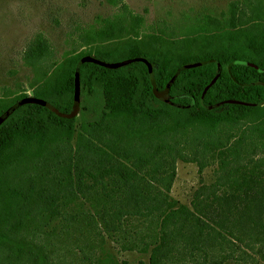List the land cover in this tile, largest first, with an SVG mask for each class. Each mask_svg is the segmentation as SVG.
<instances>
[{
  "label": "trees",
  "instance_id": "obj_1",
  "mask_svg": "<svg viewBox=\"0 0 264 264\" xmlns=\"http://www.w3.org/2000/svg\"><path fill=\"white\" fill-rule=\"evenodd\" d=\"M109 1L119 12L77 28V43L61 60L36 34L23 55L32 95L69 112L76 64L86 54L106 61L145 57L157 88L143 61L116 68L84 62L81 92L102 87L98 118L77 127L76 116L26 103L2 122L0 264H124L104 251L108 238L122 250L150 251L149 264L230 258L264 264L242 245L260 244L264 259V156L229 165L248 152L241 151L245 137L235 146L221 139L206 145L219 161L217 180L197 190L192 207L171 195L176 161L189 160L185 148L199 136L246 125L252 146H264L263 7L248 0V15L233 1L228 18L207 15L187 35L167 37L142 32L144 16L125 0ZM204 60L210 61L180 71L168 101L158 96L177 68ZM218 62L220 75L201 100ZM27 95L21 84L5 88L0 114ZM228 99L240 102L209 107Z\"/></svg>",
  "mask_w": 264,
  "mask_h": 264
},
{
  "label": "rangeland",
  "instance_id": "obj_2",
  "mask_svg": "<svg viewBox=\"0 0 264 264\" xmlns=\"http://www.w3.org/2000/svg\"><path fill=\"white\" fill-rule=\"evenodd\" d=\"M131 9L144 16L141 31L157 32L167 37H181L202 22L204 17L215 16L226 19L230 15V4L237 0H125ZM249 15L248 0H238ZM260 3L264 9V0H251ZM119 12V7L109 0H0V94L5 88H16L18 84L29 95L28 78L32 75L30 67L23 61L24 51L36 34L42 32L50 41L54 59L61 60L66 50L75 43L77 28L98 25L100 18L112 17ZM75 33V35H74ZM104 106L102 87L97 86L93 95L81 92L79 113L76 124L82 120H94L99 117ZM246 125L232 127L222 125L210 135H201L185 148L189 160L178 158L176 177L171 195L180 203L192 207L194 194L202 185L214 184L217 180L219 161L206 145L221 139L228 146H235L245 137L241 144L243 157L239 162L229 165L245 164L251 157L264 156L263 145L253 147L255 135ZM251 135V136H250ZM230 136L227 141L226 138ZM75 141V140H74ZM73 141V142H74ZM210 143V144H209ZM244 250L251 252L260 263L264 259L258 254L256 244L253 249L245 243ZM104 251L111 252L124 264H149L150 251L122 250L120 246L107 239ZM200 258V256H198ZM213 259L208 264H213ZM194 264V263H191ZM217 264H254L249 260L226 259Z\"/></svg>",
  "mask_w": 264,
  "mask_h": 264
},
{
  "label": "water",
  "instance_id": "obj_3",
  "mask_svg": "<svg viewBox=\"0 0 264 264\" xmlns=\"http://www.w3.org/2000/svg\"><path fill=\"white\" fill-rule=\"evenodd\" d=\"M137 60L143 61V62H145L148 65L149 72H150V78H151V81H152V85H153L154 90H156L157 86H156V81H155L154 72H153V65L145 57L137 56V57L127 58V59H123V60H119V61H106V60H102V59L96 57L95 55L86 54V55L82 56L78 60V62L76 64L74 99H73L72 108H71V110L69 112L61 111L59 108H57L55 105H53L50 101H48V100H46L44 98H40V97H37L35 95H27V96L22 97V98L16 100L15 102H13L8 108H6L0 114V125L18 107H20L21 105L26 104V103L40 104L42 106H45V107L49 108L50 110H52L53 112H55L59 116L68 117V118L75 117L79 113V109H80V101H81L80 68H81V65L84 62H94L96 64H99V65H102V66H105V67L116 68V67H120V66L126 65L127 63H130L132 61H137ZM209 61L210 60H204V61L186 63V64L181 65L179 68H177L175 74L168 81V83L165 86V89L163 91L157 92L158 96L160 98H162L163 100L168 101L169 100V89H170L172 83L175 81L176 77L178 76V74L180 73L181 70H183L185 68L201 65V64H204V63L209 62ZM231 63L247 64V65L254 66L255 68H259L257 64H255L253 62H250L248 60L235 59ZM260 70H264V68L260 69ZM220 72H221V64L218 62V71H217L216 75L214 76V78L211 80V82L204 88L201 100H203L204 95L207 92V90L210 88V86L213 85L214 82L217 80V78L220 75ZM225 102H240V101L233 100V99H228V100L221 101V102H218L216 104L210 105L209 107H214L216 105H220V104H223Z\"/></svg>",
  "mask_w": 264,
  "mask_h": 264
}]
</instances>
